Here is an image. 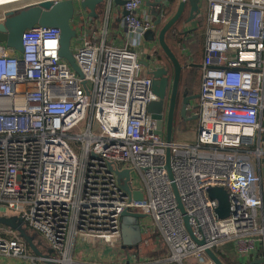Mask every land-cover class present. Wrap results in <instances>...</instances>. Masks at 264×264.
<instances>
[{
  "label": "built area",
  "instance_id": "built-area-1",
  "mask_svg": "<svg viewBox=\"0 0 264 264\" xmlns=\"http://www.w3.org/2000/svg\"><path fill=\"white\" fill-rule=\"evenodd\" d=\"M150 1L124 0L125 44H107L103 28L99 42L72 50L83 77L61 57L57 27L26 29L22 52L0 42V211L13 210L54 250L33 264H74L78 240L116 246L126 210L150 218L140 228L162 236L173 262L216 264L207 249L230 256L231 246L238 264H264V0H208L199 97L188 107L198 115L194 143L167 141L148 110L158 96L136 46L155 27L140 13ZM85 11L76 4L75 14ZM211 187L228 192L225 218ZM27 251L0 226V258Z\"/></svg>",
  "mask_w": 264,
  "mask_h": 264
},
{
  "label": "water",
  "instance_id": "water-1",
  "mask_svg": "<svg viewBox=\"0 0 264 264\" xmlns=\"http://www.w3.org/2000/svg\"><path fill=\"white\" fill-rule=\"evenodd\" d=\"M191 3L190 16L187 21H191L200 13L198 0H189ZM80 3L81 7L85 10H89V14L93 17H97L100 5H107V0H43L38 4H33L25 6L21 9L9 10L5 13V19L0 21V42L5 43L8 47H11L20 52L23 51V34L26 29L32 28L35 25L41 26H52L57 27L61 30V49L60 55L65 58L71 65V67L83 77V74L76 63L74 53L71 49L72 41L77 37V30L73 27L71 21L74 18L76 12V4ZM187 0L179 3V6L175 12L163 25L158 33V40L163 52L168 58V64L161 66H155L150 70V74L153 78L152 88L154 93L158 96L157 100L152 101L149 104V112L152 117L157 120L159 127V132L163 134L165 132V137L167 141H172L175 122L177 119V101H178V90L180 85V79L182 72L187 67H193L194 65L200 66V64L190 63L187 61V65H183L175 52L172 50L167 42V33L179 22L184 12ZM169 4L162 7L160 14L156 15L155 26L159 25L163 18L170 12ZM127 11H124L126 14ZM152 32L155 35V32ZM146 66H150V62L146 63ZM171 87V93H169ZM199 94L189 95L188 89L184 91V99L181 102V107L179 110V115L185 120L198 119L197 114L193 116H188L189 106L195 98H198ZM171 150L167 149V167L169 170L170 178L173 179V173L170 167ZM120 178H124V188L126 191L130 190V180H131V170L124 169L122 171H117ZM264 185V183H263ZM175 194L179 207L183 213H185L184 205L179 196L178 189L175 183H173ZM209 195L212 198H216L219 201V206L217 213L220 218H225L230 214V202L228 192L224 187H211L209 188ZM133 197L135 199H142L143 192L133 191ZM125 216L132 217L134 223H128ZM146 214L140 212L124 211L122 214V242L124 247L129 248L137 244L138 234L140 235V225L139 221ZM185 221L189 232L192 234L191 226L188 222V216L185 215ZM0 224L9 225L13 228V220L10 217L0 215ZM20 230V229H18ZM136 234V236H135ZM22 236L26 239L28 243L30 240L27 235L22 232ZM50 252L53 254L54 250L49 248ZM207 253L213 259L216 264H226L213 250L207 249ZM45 256V255H39ZM45 262H48L45 260ZM128 263H130L128 261ZM260 263V260L257 261Z\"/></svg>",
  "mask_w": 264,
  "mask_h": 264
},
{
  "label": "crops",
  "instance_id": "crops-1",
  "mask_svg": "<svg viewBox=\"0 0 264 264\" xmlns=\"http://www.w3.org/2000/svg\"><path fill=\"white\" fill-rule=\"evenodd\" d=\"M182 1L184 0H153L150 2H146L140 10L142 17H152L154 19V22L157 19L156 15L160 14L163 6L164 8H166V5L169 4V8L171 10L170 14L165 16L159 25H156L153 29L145 33L140 43L136 46L139 60L143 66L141 72L142 75L152 77L150 74V70L152 68H154L155 66L168 64L165 58V53L163 52V49L159 44L158 33L163 25L167 22V20L173 14H175L179 3ZM199 8L200 13L196 16V18L188 22L187 19L190 16L191 3L189 0H187L184 12L182 14V16H184V19L180 21L178 26L175 25L171 29V32H169L170 43L172 42L173 35H175V37L181 35L183 38L182 40H189L190 38H192V31L198 26L199 18L201 16L205 17L207 26V15L209 12L208 0H202V2L199 3ZM97 11L99 14L97 17L91 16L89 14V10H86L83 15L81 13L75 14L71 23L77 30V37L72 41V50H74L78 44L83 42L84 39H88L94 43L99 42L102 37L101 29L103 28H107L108 30L106 43L109 45H123L128 40L127 31L120 24L121 16L125 11L124 0H111L107 12L104 4L100 5ZM150 31L155 32V35H153ZM166 39H169V36L168 38L166 37ZM182 53L189 58V61L193 60L191 51L188 46L185 45V42L183 44ZM148 62H150L149 67L146 66V63ZM199 88L200 85L195 88L198 94ZM188 116H193V113L189 111ZM175 123L176 124L173 133V140L175 141L189 142L186 140L177 139V131L191 128L196 130L197 132L198 119H189L181 123V117L178 116ZM0 215L9 217V215L7 214ZM142 220L143 218L140 219L139 225H141ZM146 220L150 221V218L146 217L144 221ZM126 221L128 223H134L132 219ZM0 226L3 227L5 236H16V231L11 226L5 224H0ZM136 239L137 244L129 248L124 247V245H120L123 244V242L117 244L116 246H111L110 244H106L101 241H98L95 244L93 242V244H91L88 241L78 240L74 264H127L128 261L130 262V264H179L177 262H173L170 259V252L168 251L167 245L164 242L162 236H160L157 232L144 233V231L141 229L140 235L138 234V238L136 237ZM44 248L49 250L50 247L46 245V247ZM234 257L236 259V256ZM14 260V262L21 261L17 258H14ZM236 261L238 262V259H236Z\"/></svg>",
  "mask_w": 264,
  "mask_h": 264
},
{
  "label": "rangeland",
  "instance_id": "rangeland-1",
  "mask_svg": "<svg viewBox=\"0 0 264 264\" xmlns=\"http://www.w3.org/2000/svg\"><path fill=\"white\" fill-rule=\"evenodd\" d=\"M198 2L201 3L202 0H198ZM19 4L20 3L12 4V5H8V4L1 5L0 6V18L4 17L3 13L9 7H12V6L14 7V5H19ZM85 86L87 85L85 84ZM177 132H178V135H176L178 136L177 139L186 140L192 143L196 142V138H197L196 130L189 128V129H182L181 131H177ZM71 146L75 150L79 148V144L74 141H71ZM263 176H264V166H263ZM0 213H6L7 215H9V217L13 220V229L16 231V236L19 237L20 239H23L28 244V251H27L28 256H26L25 258H17L21 260L18 262H14L15 261L14 257L3 256L0 258V264H13V263L14 264H22V263L33 264L31 261L32 256L35 257L39 255H45L46 257H49L52 255L50 250H47L44 248L46 247V245L48 246L46 240H44L42 236L38 234L37 232L32 231L30 227L23 222V219L17 213H15L13 210H10V209H7L5 211H0ZM124 219L131 220L132 217L125 216ZM22 232L28 236L30 243H28L26 239L24 238V236H22ZM120 245H123V244H120ZM224 249L227 250L231 256H235L234 250L231 246H228V247L225 246ZM215 250L217 249L215 248ZM194 260L197 261L195 258H192L189 261H186L185 264H195ZM37 264H52V263L45 262L44 260H38Z\"/></svg>",
  "mask_w": 264,
  "mask_h": 264
},
{
  "label": "trees",
  "instance_id": "trees-1",
  "mask_svg": "<svg viewBox=\"0 0 264 264\" xmlns=\"http://www.w3.org/2000/svg\"><path fill=\"white\" fill-rule=\"evenodd\" d=\"M170 12L168 14H170ZM183 19L184 16L181 17V19L176 24V26H178L180 21ZM205 30H206V19L205 17L201 16L199 18L198 26L192 31L193 37L190 38L189 40H182L183 38L181 35L178 37H175V35H173L172 42L170 43L169 32H171V30L166 35L167 38L169 36V39H167L168 44L170 45V47L175 52V54L177 55V57L184 66L187 65V61L189 60V58L182 53L184 42L185 45H187L188 48L190 49L193 57V60L190 63L193 62L195 64H200V66L194 65L193 67L185 68L181 75V88L184 90L188 89L189 93H193V94L197 93L195 88L198 87V85H200V81H201V63L203 61V56H204ZM165 58L167 62L170 63L166 55ZM184 121L185 119L183 120V118H181V123H183ZM220 257L226 264H238L234 256L231 255L226 256L224 254H220Z\"/></svg>",
  "mask_w": 264,
  "mask_h": 264
},
{
  "label": "flooded vegetation",
  "instance_id": "flooded-vegetation-1",
  "mask_svg": "<svg viewBox=\"0 0 264 264\" xmlns=\"http://www.w3.org/2000/svg\"><path fill=\"white\" fill-rule=\"evenodd\" d=\"M23 7H21V5H14V7H9L7 10L4 11V17L0 18V21H3L6 17H5V13L9 10H16V9H21ZM184 89L181 88V79H180V85H179V90H178V101H177V112H176V115L177 117L180 116L179 115V110H180V107H181V102L183 101L184 99ZM169 93H171V87H170V90H169ZM198 93H189V95H196ZM197 99V98H195Z\"/></svg>",
  "mask_w": 264,
  "mask_h": 264
},
{
  "label": "bare ground",
  "instance_id": "bare-ground-1",
  "mask_svg": "<svg viewBox=\"0 0 264 264\" xmlns=\"http://www.w3.org/2000/svg\"><path fill=\"white\" fill-rule=\"evenodd\" d=\"M14 1H17V0H0V6L6 3H9V2H14Z\"/></svg>",
  "mask_w": 264,
  "mask_h": 264
}]
</instances>
